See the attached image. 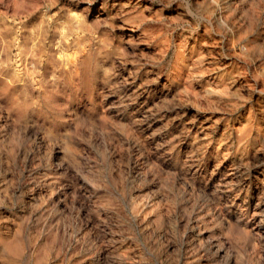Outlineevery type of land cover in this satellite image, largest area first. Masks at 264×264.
Listing matches in <instances>:
<instances>
[{
    "label": "rangeland",
    "instance_id": "374dc122",
    "mask_svg": "<svg viewBox=\"0 0 264 264\" xmlns=\"http://www.w3.org/2000/svg\"><path fill=\"white\" fill-rule=\"evenodd\" d=\"M5 4L0 147L27 128L0 165V264H264V0H58L52 26L87 25L79 59L44 43L43 0Z\"/></svg>",
    "mask_w": 264,
    "mask_h": 264
},
{
    "label": "clouds",
    "instance_id": "9594fccd",
    "mask_svg": "<svg viewBox=\"0 0 264 264\" xmlns=\"http://www.w3.org/2000/svg\"><path fill=\"white\" fill-rule=\"evenodd\" d=\"M11 2L15 4V3H18V0H11ZM57 3H58V0H43L42 6L45 8V19L38 27L39 29L43 30L44 43H47L46 38L49 33H53L54 38H55V36H59L60 33L63 31L64 35L59 40H57L55 43L50 45V47L63 50L66 44H71L73 49L76 51L77 59H79V56L83 55V51L86 46H81L79 44L78 37H80L83 31L87 29V25L84 24L83 20H80V31H75V32L65 31L64 27L59 26V21L57 22V26H52L51 22L55 20L56 17L55 15L48 17L47 11L51 9L52 7H55ZM212 4L218 5L219 0H212ZM0 5H4L5 7L8 6L5 4V0H0ZM0 15H2V13H0ZM73 19H80V18L76 17V15L73 14ZM27 31L30 32V35L28 37H25V47L28 42H31L33 44V48L27 49V55H33L34 46L36 43H39V38H38L36 29H29ZM20 32H21V29H18L16 36L13 37L14 46L20 49V52H18L17 55H19L21 52H25V47H21L20 45ZM64 66L65 65L63 64L60 65V67H64ZM57 71H59V68L57 69ZM73 75L79 77L80 92H79L78 99L79 101H86L88 99L89 79L91 76L95 75L96 79L99 80L100 73L97 69H94L87 62H81L73 70ZM57 79L58 77H56V75L53 74L49 82L50 83L55 82ZM63 92L65 96L71 94L72 99L74 101L77 100L76 93L71 86L65 87L63 89ZM42 100H44L45 103L42 104L41 103ZM31 107L33 109H36V112L34 113V115L39 117V119L43 122L44 126H47V128H50L53 130H57L60 133H63L65 131L64 129L61 128V124L64 120L65 113L67 112L66 104H63V102H61L60 105H57L55 103L49 104L45 97H40L32 102ZM17 123L19 124V121ZM26 128H27V125L25 124L24 127L19 128L18 130L14 129L11 134L13 139L10 145L0 147V165L5 163V161L3 160L4 152H8V155L10 157L8 161L10 165V169L12 166L15 165V156L19 154V149L22 147H25L26 145V141L23 139V135H22L24 130H26ZM4 133H5V129L0 128V136H3ZM68 135L75 137L76 132L68 133ZM2 145H5L4 139H0V146ZM28 150H30V146ZM76 155H80V153L77 152Z\"/></svg>",
    "mask_w": 264,
    "mask_h": 264
}]
</instances>
